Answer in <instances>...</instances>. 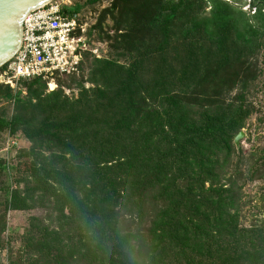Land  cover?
I'll use <instances>...</instances> for the list:
<instances>
[{"label": "trees", "instance_id": "16d2710c", "mask_svg": "<svg viewBox=\"0 0 264 264\" xmlns=\"http://www.w3.org/2000/svg\"><path fill=\"white\" fill-rule=\"evenodd\" d=\"M250 7L113 0L102 15L114 21L113 57L84 52L86 79L54 75L70 76L77 97L62 81L49 92L40 77L0 83V133L30 142L23 187L0 161V207L46 211L11 264H264V221H240L264 148L235 144L256 110L264 48V0ZM4 225L5 212L0 238Z\"/></svg>", "mask_w": 264, "mask_h": 264}, {"label": "rangeland", "instance_id": "374dc122", "mask_svg": "<svg viewBox=\"0 0 264 264\" xmlns=\"http://www.w3.org/2000/svg\"><path fill=\"white\" fill-rule=\"evenodd\" d=\"M59 1L66 3L65 5L69 10L78 8L77 13L72 17H75L84 29L80 33L83 35L84 41L89 48L84 52H89L98 58L113 57L114 21L111 15L102 16L104 15L103 10L111 7L113 0H99L95 3H90L87 0ZM227 1L234 8H240L249 14L255 12V8L250 7L251 0ZM209 10L210 7L208 5L206 11L208 12ZM100 18H102L101 21H99ZM97 22H100L101 27L94 29L93 27ZM107 34H110L112 37L108 39ZM91 54L88 55V60H84L82 69L76 72L77 79H81L83 76L84 79L87 78L90 61L93 58ZM256 57L255 62L257 68H259L260 75L256 82V89L250 95V100L256 110L247 120L246 128L242 129L244 136L240 139V143L244 152H248L252 147L257 149L264 148V48L258 51ZM45 81L47 82V92L53 91L51 89H58L60 81H62V88L67 95L70 97L78 96L79 91L76 88V83L71 80L70 76L56 75L53 80L48 79ZM89 85L91 84L86 82V86L88 87ZM14 90L18 89L15 88ZM23 93L25 94L24 91ZM3 105L7 104L0 102V107ZM10 109L11 107H9V111ZM29 147V140L20 131L10 133L9 130H5L0 133V161L4 160L7 166L17 167L16 172H11L9 176L13 189L23 187L24 180L22 179H25L29 174L30 160L27 156L22 155L23 151L29 149ZM6 179L7 176L0 172V182H4ZM18 180L22 182L19 184ZM243 199L246 201V205L240 215L241 224L249 226L252 223H262L264 221V180L248 183L243 189ZM4 212L5 225L0 238V246L6 245V249L4 252H0V264H11V261L24 255V253H21V241L25 237V234L31 230V217H44L46 211L41 208L30 210L9 208L4 211V208L0 207V215ZM32 227L33 229L42 230L40 226L33 225Z\"/></svg>", "mask_w": 264, "mask_h": 264}, {"label": "built area", "instance_id": "2783aa9c", "mask_svg": "<svg viewBox=\"0 0 264 264\" xmlns=\"http://www.w3.org/2000/svg\"><path fill=\"white\" fill-rule=\"evenodd\" d=\"M65 4L54 0L28 14L22 47L0 71V83L16 88L19 79L53 80L55 74L78 72L83 53L89 48L80 33L83 27L63 12Z\"/></svg>", "mask_w": 264, "mask_h": 264}, {"label": "water", "instance_id": "95a60500", "mask_svg": "<svg viewBox=\"0 0 264 264\" xmlns=\"http://www.w3.org/2000/svg\"><path fill=\"white\" fill-rule=\"evenodd\" d=\"M54 0H0V68L11 61L23 43L24 20L28 14ZM244 132L235 137L239 146Z\"/></svg>", "mask_w": 264, "mask_h": 264}]
</instances>
